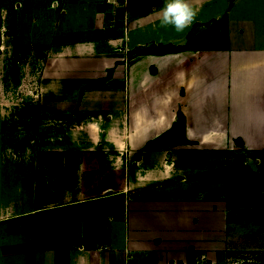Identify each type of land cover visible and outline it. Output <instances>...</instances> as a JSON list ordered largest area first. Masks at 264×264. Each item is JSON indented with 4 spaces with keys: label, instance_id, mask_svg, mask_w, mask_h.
I'll return each instance as SVG.
<instances>
[{
    "label": "crops",
    "instance_id": "0c3cea01",
    "mask_svg": "<svg viewBox=\"0 0 264 264\" xmlns=\"http://www.w3.org/2000/svg\"><path fill=\"white\" fill-rule=\"evenodd\" d=\"M14 1L17 7L24 2ZM29 1L31 27L37 33H76L79 41L92 17L85 2L105 0ZM137 1H158L161 6L145 15L143 18L154 19L142 20L140 27L130 22L127 13L129 45H147L153 40L172 50L157 56V74L151 72L149 60L142 75L133 68L149 57L131 60L126 108L84 118L80 114L88 125L99 129L109 116L105 138H87L78 146L94 147L95 151L102 146L104 152L97 154L101 170L98 165L95 170L101 176L119 174L124 180L119 189L109 187L89 199L42 208L31 189L13 192L14 197L29 201V208L18 216L60 212L67 218L77 216L79 224L64 232L62 246L34 251L36 264H40L38 259L42 264H215L214 146L234 144L222 131L235 128L245 131L241 134L245 147L264 150V0H193L198 17L181 33L171 26L159 27L164 0ZM60 19L67 25L64 32ZM135 81L142 82L139 92H135ZM155 81L172 82L178 91L172 124L164 119L165 96L159 94L157 103L150 96L147 87ZM214 81L225 82L227 95ZM224 98L228 106H224ZM171 125L183 131V136L162 138ZM116 196L123 199L120 212L107 201ZM217 207L223 209V204L217 203ZM224 210L228 234L222 257L231 259L264 242V207L241 204ZM86 217L94 222L93 237L86 238Z\"/></svg>",
    "mask_w": 264,
    "mask_h": 264
},
{
    "label": "rangeland",
    "instance_id": "374dc122",
    "mask_svg": "<svg viewBox=\"0 0 264 264\" xmlns=\"http://www.w3.org/2000/svg\"><path fill=\"white\" fill-rule=\"evenodd\" d=\"M85 4L92 17H88L86 34L79 40L84 45H77L76 33H37L31 27L29 0H24L21 7L14 0H0V264H36L32 255L36 249L62 246L64 232L79 224L76 215L67 218L61 212L53 216H18L29 208V201L14 197L13 192L31 189L42 208L89 199L109 187L120 188L124 179L119 174L101 176L95 170L99 166L97 154L104 152L102 146L96 151L94 147L88 150V146H78L87 138H105L109 116L99 129L88 125L80 114L84 118L86 114L117 113L126 108L131 60L149 57L144 62L139 60L133 68L142 75L149 60L151 72L157 74V56L172 50L153 40L147 45H129L127 13L137 26L154 19L143 17L161 6L158 1L119 0L113 4L105 0ZM59 22L60 29L67 30L63 19ZM155 82L147 87L150 96L155 102L159 94L165 96L164 119L167 125L172 124L178 91L172 82ZM213 83L219 91L226 89L224 81ZM134 89L141 91L142 82L135 81ZM223 101L228 106L227 98ZM89 121L94 120L89 117ZM222 132L234 144L214 146L215 264H264V242L244 253H235L231 259L221 255L227 249L223 241L228 234L224 209L241 204L264 207V150L245 147L241 136L245 131L229 128ZM183 133L171 125L162 138H180ZM114 198L107 201L120 212L123 199ZM217 203H222L223 209ZM84 223L86 238L93 237L94 222L86 217Z\"/></svg>",
    "mask_w": 264,
    "mask_h": 264
},
{
    "label": "clouds",
    "instance_id": "9594fccd",
    "mask_svg": "<svg viewBox=\"0 0 264 264\" xmlns=\"http://www.w3.org/2000/svg\"><path fill=\"white\" fill-rule=\"evenodd\" d=\"M199 8L193 0H164L160 10L159 27L171 26L177 33L189 29L196 21Z\"/></svg>",
    "mask_w": 264,
    "mask_h": 264
}]
</instances>
